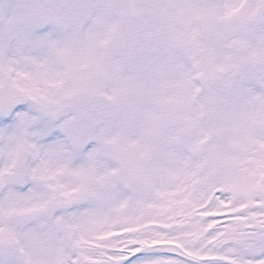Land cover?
Segmentation results:
<instances>
[{"label": "snow or ice", "instance_id": "6c2138e0", "mask_svg": "<svg viewBox=\"0 0 264 264\" xmlns=\"http://www.w3.org/2000/svg\"><path fill=\"white\" fill-rule=\"evenodd\" d=\"M0 264H264V0H0Z\"/></svg>", "mask_w": 264, "mask_h": 264}]
</instances>
